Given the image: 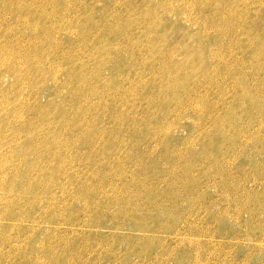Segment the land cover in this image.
I'll list each match as a JSON object with an SVG mask.
<instances>
[{"label": "rangeland", "instance_id": "1", "mask_svg": "<svg viewBox=\"0 0 264 264\" xmlns=\"http://www.w3.org/2000/svg\"><path fill=\"white\" fill-rule=\"evenodd\" d=\"M0 264H264V0H0Z\"/></svg>", "mask_w": 264, "mask_h": 264}, {"label": "bare ground", "instance_id": "2", "mask_svg": "<svg viewBox=\"0 0 264 264\" xmlns=\"http://www.w3.org/2000/svg\"><path fill=\"white\" fill-rule=\"evenodd\" d=\"M6 153V152H5ZM6 176V175H5Z\"/></svg>", "mask_w": 264, "mask_h": 264}]
</instances>
